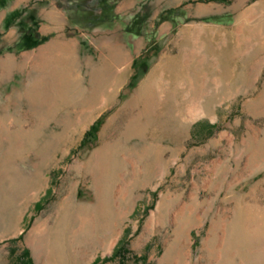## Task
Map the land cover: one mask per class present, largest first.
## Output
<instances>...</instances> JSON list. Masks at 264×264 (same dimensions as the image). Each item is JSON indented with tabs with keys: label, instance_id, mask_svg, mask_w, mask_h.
<instances>
[{
	"label": "rangeland",
	"instance_id": "1",
	"mask_svg": "<svg viewBox=\"0 0 264 264\" xmlns=\"http://www.w3.org/2000/svg\"><path fill=\"white\" fill-rule=\"evenodd\" d=\"M17 5L3 30L21 39L0 46V264H264V0ZM52 7L75 51L27 92L17 52L49 38Z\"/></svg>",
	"mask_w": 264,
	"mask_h": 264
},
{
	"label": "crops",
	"instance_id": "2",
	"mask_svg": "<svg viewBox=\"0 0 264 264\" xmlns=\"http://www.w3.org/2000/svg\"><path fill=\"white\" fill-rule=\"evenodd\" d=\"M19 1L21 0H16L9 10L12 11L16 9L18 6L17 3ZM54 9L55 8L52 7V10L48 11V17L51 19V25H49L50 28H41L39 31L40 34L45 35L49 38L43 43L37 44L36 46L30 47L28 49H21L17 52L23 57L22 61L18 64V67L21 73L20 79H23L21 81V86L23 87L24 91L28 92L30 91V89L33 90L34 87L38 93L41 92L42 86L40 84V81H31L30 77L32 75V70L43 67L42 64L45 60L51 59V61L54 62L58 74H63L65 77L67 75L68 60L73 57V52L75 51L77 41L75 38H70L69 36H67V17L64 16L61 10L58 11ZM10 11L5 10L4 8H0V31L3 30L4 20L5 18H7V15ZM52 33H54V36H51ZM20 37L21 36L19 29L15 26H9L0 36V46H2L1 44L4 43H10L14 45L19 42V40L21 39ZM34 40H36V37L33 38V41ZM13 54H15V52H13ZM9 56L10 57L7 58L12 59V56ZM24 77H26L27 80L26 78L24 79ZM50 89L52 92H58L62 88L60 87V84L58 85L56 83L55 88L51 87Z\"/></svg>",
	"mask_w": 264,
	"mask_h": 264
},
{
	"label": "trees",
	"instance_id": "3",
	"mask_svg": "<svg viewBox=\"0 0 264 264\" xmlns=\"http://www.w3.org/2000/svg\"><path fill=\"white\" fill-rule=\"evenodd\" d=\"M38 41L37 40H32V42H31V46L32 45H34V44H36ZM97 126H98V123H97V121H95L92 125H91V127L85 132V134H84V136H83V139H82V141H81V145L84 143V141L86 140V138L88 137V136H93L94 135V133L96 132V130H97ZM120 249V246H118L117 248H116V250L113 252V254L112 255H110V256H108V257H106L105 259H110V258H113L115 255H116V253H117V251ZM97 262H98V259L96 258V259H94L92 262H91V264H97Z\"/></svg>",
	"mask_w": 264,
	"mask_h": 264
},
{
	"label": "bare ground",
	"instance_id": "4",
	"mask_svg": "<svg viewBox=\"0 0 264 264\" xmlns=\"http://www.w3.org/2000/svg\"><path fill=\"white\" fill-rule=\"evenodd\" d=\"M66 50H67V49H66ZM68 50H69V49H68ZM66 52H67V51H66ZM68 55H69V54H68ZM125 69H126V68H124L123 70L120 71L121 74H123V73L125 72ZM145 83H146V82H145ZM145 83H144V84H145ZM143 86H144V85H143ZM143 86H142V87H143Z\"/></svg>",
	"mask_w": 264,
	"mask_h": 264
}]
</instances>
